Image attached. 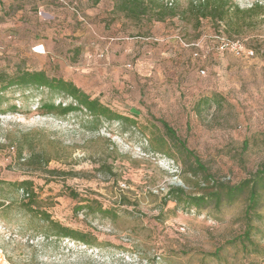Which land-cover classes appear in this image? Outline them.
Here are the masks:
<instances>
[{
    "label": "rangeland",
    "instance_id": "rangeland-1",
    "mask_svg": "<svg viewBox=\"0 0 264 264\" xmlns=\"http://www.w3.org/2000/svg\"><path fill=\"white\" fill-rule=\"evenodd\" d=\"M233 1L240 8L264 2ZM168 2L178 14L148 23L115 11L113 0H0V70L19 65L71 79L135 121H103L95 130L79 111L43 113L45 91L9 92L16 110L0 114V177L33 180L37 205L94 244L44 237L38 218L19 208L21 191H9L0 264H264V255L226 244L244 229L247 192L201 209L167 198L172 187L197 195L264 171V14L234 32L183 14L188 0ZM225 41H238L243 52L221 49ZM201 97L210 104L197 107ZM159 119L192 156L174 146ZM153 138L172 157L153 152ZM28 141L50 158L44 168L18 159V148L29 154ZM82 199L92 209H78ZM99 204L116 214H101ZM257 211L263 219L253 221L254 238L264 248V192Z\"/></svg>",
    "mask_w": 264,
    "mask_h": 264
},
{
    "label": "trees",
    "instance_id": "trees-1",
    "mask_svg": "<svg viewBox=\"0 0 264 264\" xmlns=\"http://www.w3.org/2000/svg\"><path fill=\"white\" fill-rule=\"evenodd\" d=\"M99 1L92 0V3L97 4ZM113 2L115 11H119L125 17L135 21L142 19H145L148 23L164 21L166 18L178 14L175 4L169 3L168 0H113ZM185 10L182 12L183 14H190V17L196 20L207 18L213 22L223 23L227 31L231 29L234 32H240L243 27L251 25V20L254 17L264 14V2H256L250 7L240 8L233 0H188ZM11 91L26 92L28 94L34 91H45L49 95V99L41 98L38 105V108L43 113L65 117L68 114L79 111L87 117L88 123L92 124V128L95 130L98 129L103 121L135 123L134 120L102 103L98 97H91L71 79L49 75L44 69H30L18 65L12 72L0 70V114L16 110V103L11 102L12 97L9 95ZM55 97L70 99V101L66 103L63 101L55 102L53 100ZM210 101V97H201L197 101L196 106L209 105ZM158 121L174 146L179 151L186 152V154L192 156L191 152L186 149L184 142L177 137L175 130L166 121L162 119ZM165 144L164 141L154 138L150 140V148L153 152L163 153L165 156L172 157L170 153L163 151L162 147ZM28 145L30 146L28 155H23L21 148L16 150L18 159L21 160L22 164L32 166L34 170L44 168L50 158L43 151L33 150L30 141H28ZM195 160L197 161V158ZM197 165L201 167V165ZM212 188L211 191L194 195L186 193L182 187L176 186L170 189L167 198L175 201L176 205L184 204L201 209L211 202L217 207L222 203L232 204L240 195L247 192V203L243 213L244 229L242 233L228 240L226 244L236 246L245 254L264 255V248L254 238L259 232V227L253 223L254 220L260 221L263 219V216L257 210L264 192V171H259L254 177L244 179L234 185L214 183ZM9 191H21L22 197L18 201L19 208L27 215L38 218L42 224L41 233L44 237L70 238L84 245L94 244V241L87 233L63 225L37 205L38 199L34 190L33 180L24 178L9 181L0 177V209L6 206L2 196ZM82 200L86 201V203L78 205V209H92L91 200ZM95 210L105 216L116 214L111 209L102 208L101 204L97 205Z\"/></svg>",
    "mask_w": 264,
    "mask_h": 264
},
{
    "label": "built area",
    "instance_id": "built-area-1",
    "mask_svg": "<svg viewBox=\"0 0 264 264\" xmlns=\"http://www.w3.org/2000/svg\"><path fill=\"white\" fill-rule=\"evenodd\" d=\"M229 48L231 51H233L236 55H240L241 52H243L242 46L238 41H225L223 45H221V49L223 48ZM246 54L249 56L254 55V51L252 49L246 50ZM204 71L201 70V73Z\"/></svg>",
    "mask_w": 264,
    "mask_h": 264
},
{
    "label": "water",
    "instance_id": "water-1",
    "mask_svg": "<svg viewBox=\"0 0 264 264\" xmlns=\"http://www.w3.org/2000/svg\"><path fill=\"white\" fill-rule=\"evenodd\" d=\"M178 183H180V182H178Z\"/></svg>",
    "mask_w": 264,
    "mask_h": 264
}]
</instances>
